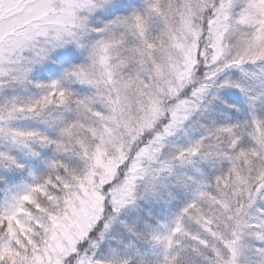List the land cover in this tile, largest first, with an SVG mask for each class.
I'll list each match as a JSON object with an SVG mask.
<instances>
[{"label":"snow or ice","instance_id":"snow-or-ice-1","mask_svg":"<svg viewBox=\"0 0 264 264\" xmlns=\"http://www.w3.org/2000/svg\"><path fill=\"white\" fill-rule=\"evenodd\" d=\"M0 264H264V0H0Z\"/></svg>","mask_w":264,"mask_h":264}]
</instances>
